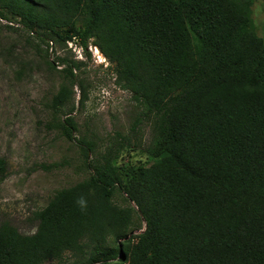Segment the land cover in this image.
Here are the masks:
<instances>
[{
    "label": "trees",
    "instance_id": "trees-1",
    "mask_svg": "<svg viewBox=\"0 0 264 264\" xmlns=\"http://www.w3.org/2000/svg\"><path fill=\"white\" fill-rule=\"evenodd\" d=\"M254 1L0 0V16L40 42L93 40L153 133L129 163L111 152L90 160L88 142L91 174L33 214V233L2 222L0 264H264V37ZM57 61L66 68L52 107H72L47 127L73 140V89L80 82L82 102L87 92L80 63ZM6 170L0 159L1 178Z\"/></svg>",
    "mask_w": 264,
    "mask_h": 264
},
{
    "label": "rangeland",
    "instance_id": "rangeland-1",
    "mask_svg": "<svg viewBox=\"0 0 264 264\" xmlns=\"http://www.w3.org/2000/svg\"><path fill=\"white\" fill-rule=\"evenodd\" d=\"M262 5V0L254 1L253 16L264 37ZM19 21L9 14L7 19L0 16V159L7 162L5 176L0 174V225L7 221L22 234H30L36 230V222L31 221L36 211L44 209L59 190L91 174L86 165L88 142L94 144L90 160L111 152L129 163L131 154L148 147L153 133L151 121L139 116L132 92L118 84L116 65L95 49L93 40L86 53L80 48L69 51L57 40L40 42L30 36ZM58 57L80 63L74 74L87 92L82 102L80 82L73 89L74 111L69 114L77 124L73 140L47 127L56 122L54 117L62 121L72 107H63V113L52 107L66 68ZM116 195L115 202L122 204L123 197ZM140 226L145 228V223ZM142 231L135 227L133 233Z\"/></svg>",
    "mask_w": 264,
    "mask_h": 264
},
{
    "label": "clouds",
    "instance_id": "clouds-1",
    "mask_svg": "<svg viewBox=\"0 0 264 264\" xmlns=\"http://www.w3.org/2000/svg\"><path fill=\"white\" fill-rule=\"evenodd\" d=\"M67 45L69 46V47H67V49L69 48V51H78V49L80 48V49H82L83 50V52L84 53H86V52H88V48H89V45L90 44H88V46L85 48V47H83L77 40H72V41H67ZM94 45V44H93ZM94 47H95V49L99 52L100 51V49L96 46V45H94ZM101 52V51H100ZM99 52V53H100ZM102 53V52H101ZM103 54V53H102ZM103 56H104V58L109 62V64L110 65H116L117 63L116 62H114V63H112L107 57H105V55L103 54ZM76 203H77V205L80 207V209H81V211H85L86 210V208H87V201H86V199L83 197V196H81V197H79V198H77V200H76ZM134 206H135V204H134ZM136 207V206H135Z\"/></svg>",
    "mask_w": 264,
    "mask_h": 264
}]
</instances>
